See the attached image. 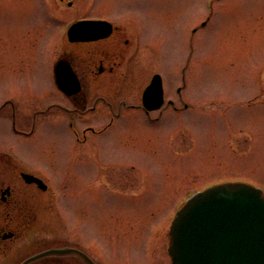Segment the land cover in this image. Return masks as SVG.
Segmentation results:
<instances>
[{
	"label": "rangeland",
	"instance_id": "1",
	"mask_svg": "<svg viewBox=\"0 0 264 264\" xmlns=\"http://www.w3.org/2000/svg\"><path fill=\"white\" fill-rule=\"evenodd\" d=\"M67 1L0 0V58L9 61L0 63V97L47 87L38 69L54 61L46 38L86 14L104 15L96 7L102 5L116 15L134 14L136 29L151 37V48L140 44L136 51L135 63L151 70L140 78L132 70L135 104L141 105L152 74L163 73L174 89L184 87L185 70L188 108L181 114L170 108L154 125L137 108L135 121H119L94 142L89 133L81 146L60 123H45L23 141L0 120L3 148L17 161L52 167L55 195H39V214L35 221L25 217L26 229L3 243L0 264H21L62 247L76 248L96 264H172L169 230L196 192L229 182L264 191V0H77L72 9ZM35 37L38 51L31 44ZM18 60L27 72L13 68ZM81 120L73 118L82 141ZM77 149L94 163L77 156ZM31 264L85 263L65 255Z\"/></svg>",
	"mask_w": 264,
	"mask_h": 264
},
{
	"label": "flooded vegetation",
	"instance_id": "2",
	"mask_svg": "<svg viewBox=\"0 0 264 264\" xmlns=\"http://www.w3.org/2000/svg\"><path fill=\"white\" fill-rule=\"evenodd\" d=\"M59 1L65 3L67 0ZM75 1L77 0H68L67 7L74 8ZM96 7L105 14H86L70 24L72 26L78 22H97L94 26L91 24L89 30L87 26L83 33L77 35L76 40L69 37L70 26L64 33L52 31L46 38L44 44L48 45V51L53 55L54 61L42 71L41 68L38 69L42 73L44 83L48 84L47 87L46 84L41 85V92L32 91L27 95H1L0 120H5L6 125L9 123L13 136L30 141L43 124L60 123L73 132L78 146H81L87 143L89 133L93 135L94 142L114 129L119 121H135L134 110L137 108L143 110L145 120L152 125L162 121L170 108L180 114L188 108L183 96L184 71V87L178 86L174 89L165 81L161 72L149 77L147 87L154 75L160 74L162 78L164 101L159 108L150 110L145 107L144 91L141 95V105L135 104L137 96L133 83L136 73L134 74L132 70L135 68L139 72V78L145 77L151 70V66L146 65L147 70L142 71L143 63H135L136 51L140 44L151 48V37L146 31L136 29L137 18L134 14L126 15L122 12L116 15L115 12L106 11L102 5ZM145 35L146 40L143 37ZM4 39L7 41L8 38ZM14 41H7L8 46L12 45L11 48H15ZM31 44L35 50H39V38H33ZM19 57L23 59L25 56ZM2 59L0 58V63L9 62L4 57ZM16 65L13 68L27 72V69H24L27 66L24 62L19 61ZM33 82L34 80L29 81L31 85H34ZM23 83L29 86L28 83L24 81ZM128 88L130 96H127ZM30 91L31 89L29 93ZM14 98L18 101L15 102ZM178 103L181 104L180 107L177 106ZM58 116L64 117L59 121ZM73 118L82 119L80 122L84 123V128L81 129L82 141ZM106 119L108 122L104 124L103 121ZM83 120H90L91 124ZM3 147L0 143V247L3 243L13 241L20 231L26 229L28 222L25 217L35 221L33 216L38 215L41 209L40 194L55 198L51 185L54 178L52 167L33 161L30 164L24 157L17 161L13 154ZM93 147L97 148L96 153L99 156V145ZM76 151V155L82 156L84 161L94 163L82 155L86 151L82 149ZM100 161L102 160H97V163Z\"/></svg>",
	"mask_w": 264,
	"mask_h": 264
},
{
	"label": "water",
	"instance_id": "3",
	"mask_svg": "<svg viewBox=\"0 0 264 264\" xmlns=\"http://www.w3.org/2000/svg\"><path fill=\"white\" fill-rule=\"evenodd\" d=\"M97 23L80 22L69 30L71 40ZM162 99L159 75L144 93V104L156 108ZM172 264H264V194L242 183H227L197 193L177 213L170 229ZM76 255L96 264L73 247L51 248L25 259L31 264L49 256Z\"/></svg>",
	"mask_w": 264,
	"mask_h": 264
}]
</instances>
